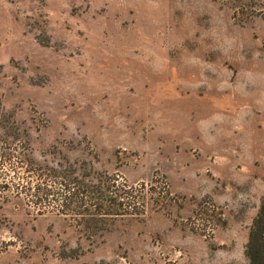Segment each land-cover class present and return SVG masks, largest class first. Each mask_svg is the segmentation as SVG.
Here are the masks:
<instances>
[{"label": "rangeland", "instance_id": "1", "mask_svg": "<svg viewBox=\"0 0 264 264\" xmlns=\"http://www.w3.org/2000/svg\"><path fill=\"white\" fill-rule=\"evenodd\" d=\"M0 101L29 131L16 165L77 163L139 200L97 221L6 189L0 264H250L264 0H0Z\"/></svg>", "mask_w": 264, "mask_h": 264}, {"label": "trees", "instance_id": "2", "mask_svg": "<svg viewBox=\"0 0 264 264\" xmlns=\"http://www.w3.org/2000/svg\"><path fill=\"white\" fill-rule=\"evenodd\" d=\"M32 152L28 128L9 117L0 101V193L12 187L19 189L25 181V189H19L17 194L27 196L31 205L77 211L76 215L97 221L110 215L130 214V209L139 201L133 191H119L116 178L87 174L77 163L67 161L66 164L64 160L41 168H33V163L27 167L16 165L24 164L21 159L31 156ZM12 155L18 160L16 163L11 162ZM11 173L22 183H12L8 179ZM246 255L250 264H264V197L250 227Z\"/></svg>", "mask_w": 264, "mask_h": 264}]
</instances>
